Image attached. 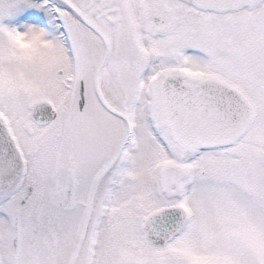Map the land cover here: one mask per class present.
Wrapping results in <instances>:
<instances>
[{
  "label": "snow or ice",
  "instance_id": "6c2138e0",
  "mask_svg": "<svg viewBox=\"0 0 264 264\" xmlns=\"http://www.w3.org/2000/svg\"><path fill=\"white\" fill-rule=\"evenodd\" d=\"M0 264H264V0H0Z\"/></svg>",
  "mask_w": 264,
  "mask_h": 264
}]
</instances>
